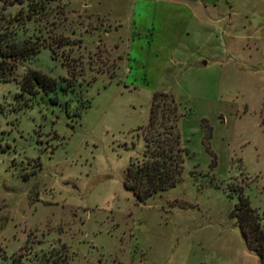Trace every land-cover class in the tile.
Wrapping results in <instances>:
<instances>
[{"label":"rangeland","instance_id":"374dc122","mask_svg":"<svg viewBox=\"0 0 264 264\" xmlns=\"http://www.w3.org/2000/svg\"><path fill=\"white\" fill-rule=\"evenodd\" d=\"M0 0L15 65L0 81V264H257L230 214L264 201V0ZM153 94L176 105L180 179L137 201Z\"/></svg>","mask_w":264,"mask_h":264},{"label":"trees","instance_id":"16d2710c","mask_svg":"<svg viewBox=\"0 0 264 264\" xmlns=\"http://www.w3.org/2000/svg\"><path fill=\"white\" fill-rule=\"evenodd\" d=\"M26 4L25 19L42 12L44 7L40 1L29 0ZM37 51L27 42L19 45L7 43L4 33L0 31V81L14 80L18 87L17 94L32 96L38 92L54 91L57 82L37 70L25 69L18 79H14L16 63L29 59ZM177 118L172 98L165 94H153L141 137V156L128 162L122 182L137 201L173 186L180 179L185 150L179 144ZM230 214L235 219L246 248L255 254L257 264H264V201L263 211L258 215L239 193ZM52 263L57 264L55 261Z\"/></svg>","mask_w":264,"mask_h":264}]
</instances>
